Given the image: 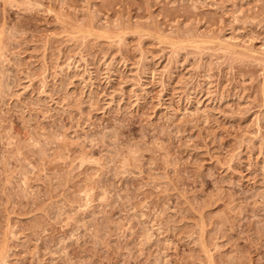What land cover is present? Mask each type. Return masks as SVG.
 Returning <instances> with one entry per match:
<instances>
[{
	"label": "rangeland",
	"instance_id": "obj_1",
	"mask_svg": "<svg viewBox=\"0 0 264 264\" xmlns=\"http://www.w3.org/2000/svg\"><path fill=\"white\" fill-rule=\"evenodd\" d=\"M0 264H264V0H0Z\"/></svg>",
	"mask_w": 264,
	"mask_h": 264
}]
</instances>
